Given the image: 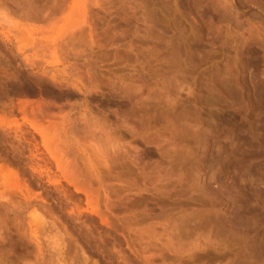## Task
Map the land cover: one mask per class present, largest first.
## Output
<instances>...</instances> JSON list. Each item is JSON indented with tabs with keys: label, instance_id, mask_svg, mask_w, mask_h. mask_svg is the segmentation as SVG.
I'll return each instance as SVG.
<instances>
[{
	"label": "rangeland",
	"instance_id": "374dc122",
	"mask_svg": "<svg viewBox=\"0 0 264 264\" xmlns=\"http://www.w3.org/2000/svg\"><path fill=\"white\" fill-rule=\"evenodd\" d=\"M0 264H264V0H0Z\"/></svg>",
	"mask_w": 264,
	"mask_h": 264
}]
</instances>
